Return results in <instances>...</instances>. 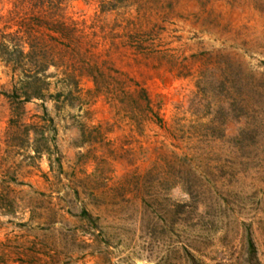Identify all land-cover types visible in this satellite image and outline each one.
I'll use <instances>...</instances> for the list:
<instances>
[{
	"label": "rangeland",
	"instance_id": "374dc122",
	"mask_svg": "<svg viewBox=\"0 0 264 264\" xmlns=\"http://www.w3.org/2000/svg\"><path fill=\"white\" fill-rule=\"evenodd\" d=\"M26 39L61 170L6 134L0 60V264H264V0H0Z\"/></svg>",
	"mask_w": 264,
	"mask_h": 264
},
{
	"label": "trees",
	"instance_id": "16d2710c",
	"mask_svg": "<svg viewBox=\"0 0 264 264\" xmlns=\"http://www.w3.org/2000/svg\"><path fill=\"white\" fill-rule=\"evenodd\" d=\"M24 46L26 48L25 50H23L19 44L0 41V60L6 65H10L12 69H14L13 67L18 64L22 69V78L18 80V86L13 84L9 91H3L2 93L8 100L10 107L6 134H13L15 136L13 138L20 141L25 140L26 142L30 140L32 155H27V158L34 159L44 155L46 157L49 170L52 169V164L55 162L57 171L60 172L61 167L58 154H55V157L51 159V151H56V147L53 144L55 129L52 125L51 117L48 116L45 111V107L41 105L42 111L40 114H32V118H35V120H30L27 123H24L21 120L25 111L24 103L32 99L43 101L47 95L54 96L55 98H58L59 96V93H54V95L47 93L49 82L43 72L49 64L44 62V53L41 50L38 52L35 51L33 44L29 39H26ZM237 92L238 91H228L226 93L228 99L227 105H230L231 108L236 106L235 100L236 97L239 96H237ZM239 105L242 107V104L239 103ZM16 135L18 136L16 137ZM20 135H22V137ZM3 182L6 183V181ZM3 188H6V186ZM0 203V208L2 209L5 206L9 207L11 205V203L6 199V195H3L1 191ZM78 215L81 220H87L91 223L93 222L90 214L84 208H80ZM247 254L249 263L255 262L257 264L255 250L249 238L247 240ZM192 264L198 263H195V261L192 260Z\"/></svg>",
	"mask_w": 264,
	"mask_h": 264
}]
</instances>
